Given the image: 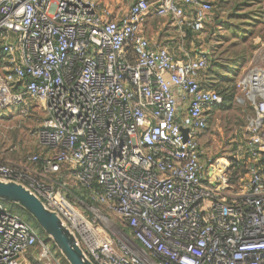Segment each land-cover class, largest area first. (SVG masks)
I'll use <instances>...</instances> for the list:
<instances>
[{
    "label": "built area",
    "instance_id": "obj_1",
    "mask_svg": "<svg viewBox=\"0 0 264 264\" xmlns=\"http://www.w3.org/2000/svg\"><path fill=\"white\" fill-rule=\"evenodd\" d=\"M212 11L205 0H137L111 20L99 0H0V112L27 116L35 101L46 114L43 151L0 162V181L56 213L93 264H264V71L238 83L254 114L236 188L230 166L201 164L223 102L200 79L209 56L176 60L143 34L151 13L201 33ZM0 264L68 263L0 201Z\"/></svg>",
    "mask_w": 264,
    "mask_h": 264
},
{
    "label": "rangeland",
    "instance_id": "obj_2",
    "mask_svg": "<svg viewBox=\"0 0 264 264\" xmlns=\"http://www.w3.org/2000/svg\"><path fill=\"white\" fill-rule=\"evenodd\" d=\"M211 1L213 11L202 31L203 47L199 49L207 53L210 63L200 79L218 91L223 102L212 112L200 138L201 164L206 173L227 164L231 167L230 183L239 188L240 179L247 177L242 159L250 139L247 121L254 107L247 100L238 103V83L255 69L264 71V0ZM195 55L199 56L197 52L189 54L191 58ZM181 59H185L183 54ZM30 107L32 111L27 116L19 107L0 112V155L17 159L39 152L36 131L46 114L39 102H30ZM30 223L43 231L35 221Z\"/></svg>",
    "mask_w": 264,
    "mask_h": 264
},
{
    "label": "crops",
    "instance_id": "obj_3",
    "mask_svg": "<svg viewBox=\"0 0 264 264\" xmlns=\"http://www.w3.org/2000/svg\"><path fill=\"white\" fill-rule=\"evenodd\" d=\"M103 5L107 6L111 10V20L125 16L128 14L131 6L137 1L133 0L129 3L125 0H99ZM160 0H148L153 6ZM212 4L211 0H205ZM127 3V4H126ZM131 5L129 6L128 4ZM213 5V4H212ZM192 10H187L185 15V21H190ZM211 14L208 15L205 26L210 23ZM143 34L154 46L165 48L168 50L176 60H186L191 58L190 53L201 54L202 41L200 38L203 36L201 33H193L187 26L180 25L174 22L171 18H158L154 14H149L146 18V22L143 29ZM181 54L185 56V59H181ZM196 56V55H195ZM198 56V55H197ZM196 56V57H197ZM40 127V126H39ZM39 152H42V148L39 146ZM27 157V156H25ZM25 157L12 159L8 155H0V162H18L25 159Z\"/></svg>",
    "mask_w": 264,
    "mask_h": 264
},
{
    "label": "water",
    "instance_id": "obj_4",
    "mask_svg": "<svg viewBox=\"0 0 264 264\" xmlns=\"http://www.w3.org/2000/svg\"><path fill=\"white\" fill-rule=\"evenodd\" d=\"M187 139V130H183ZM0 201L13 204L26 212L41 228L47 238L68 264H93L78 244L62 219L51 212L29 190L20 184L0 181Z\"/></svg>",
    "mask_w": 264,
    "mask_h": 264
},
{
    "label": "trees",
    "instance_id": "obj_5",
    "mask_svg": "<svg viewBox=\"0 0 264 264\" xmlns=\"http://www.w3.org/2000/svg\"><path fill=\"white\" fill-rule=\"evenodd\" d=\"M206 88H208V89H211V90H214L213 88H209L206 84L204 85ZM214 91H216V90H214ZM216 92H218V91H216ZM219 93V92H218ZM220 94V93H219ZM221 95V94H220ZM222 96V95H221ZM230 98H231V96H230ZM221 106V105H220ZM220 106H218L217 108H219ZM9 205V207L11 208V209H13V210H16V211H18L22 216H23V218L26 220V222H28V223H30L31 221H33V219L26 213V212H24L23 210H21V209H19L17 206H15V205H13V204H8ZM40 233H41V235L44 237V238H47L46 237V235H45V233L43 232V231H39Z\"/></svg>",
    "mask_w": 264,
    "mask_h": 264
},
{
    "label": "bare ground",
    "instance_id": "obj_6",
    "mask_svg": "<svg viewBox=\"0 0 264 264\" xmlns=\"http://www.w3.org/2000/svg\"><path fill=\"white\" fill-rule=\"evenodd\" d=\"M258 72H259V71H258ZM257 75H258L259 77L264 78V72L257 73ZM227 168H228V165L225 164V165H223V166H220L218 171H211V173L221 174V173H223Z\"/></svg>",
    "mask_w": 264,
    "mask_h": 264
}]
</instances>
